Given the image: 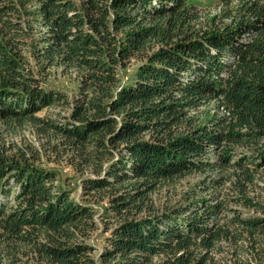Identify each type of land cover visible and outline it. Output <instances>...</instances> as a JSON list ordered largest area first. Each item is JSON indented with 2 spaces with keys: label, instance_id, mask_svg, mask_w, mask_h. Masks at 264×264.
<instances>
[{
  "label": "trees",
  "instance_id": "1",
  "mask_svg": "<svg viewBox=\"0 0 264 264\" xmlns=\"http://www.w3.org/2000/svg\"><path fill=\"white\" fill-rule=\"evenodd\" d=\"M0 126V264H264V0H0Z\"/></svg>",
  "mask_w": 264,
  "mask_h": 264
},
{
  "label": "rangeland",
  "instance_id": "2",
  "mask_svg": "<svg viewBox=\"0 0 264 264\" xmlns=\"http://www.w3.org/2000/svg\"><path fill=\"white\" fill-rule=\"evenodd\" d=\"M208 7L204 10H202L205 14H208L209 16H214L219 14V10L217 8V4L213 3L212 5H207ZM135 64H132L131 67H129V70H132ZM128 70V72H130ZM48 83L50 86L61 89L64 91H67L68 93H72L74 86L68 81H66V78H62L59 76V72H56L53 74L52 77L48 78ZM60 108L52 107L48 108L46 110H43L39 113L40 116H49L53 119H57V111H59ZM0 139L4 140V142L10 144H21V142H27V143H34L35 145H39L40 138L37 136L36 132H34L30 127L24 126L23 128H18L14 131L12 130H5L2 126H0ZM50 167L56 168L58 171V181L59 184L61 182L64 187H68L67 189H72L73 196L78 198L79 191L77 189H74L78 186L79 179L78 175L73 171V169L64 163L62 164H50ZM196 181H198V177L196 176H190L185 179H182L180 181H172L166 184H162L156 189V191L152 194V201L155 204L156 209H164V208H173L180 204L181 199L183 195L186 194V192L191 189L192 187H195ZM91 205V207L94 209V218L97 223V229L92 234V240L91 243L95 244L97 247H101L102 244V223L104 220V217L106 215V202L101 203H93V202H87Z\"/></svg>",
  "mask_w": 264,
  "mask_h": 264
}]
</instances>
